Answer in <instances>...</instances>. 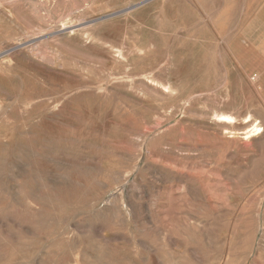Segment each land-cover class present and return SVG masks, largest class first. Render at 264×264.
<instances>
[{
    "label": "rangeland",
    "instance_id": "rangeland-1",
    "mask_svg": "<svg viewBox=\"0 0 264 264\" xmlns=\"http://www.w3.org/2000/svg\"><path fill=\"white\" fill-rule=\"evenodd\" d=\"M0 264H264V0H0Z\"/></svg>",
    "mask_w": 264,
    "mask_h": 264
},
{
    "label": "bare ground",
    "instance_id": "bare-ground-1",
    "mask_svg": "<svg viewBox=\"0 0 264 264\" xmlns=\"http://www.w3.org/2000/svg\"><path fill=\"white\" fill-rule=\"evenodd\" d=\"M205 117V116H204ZM223 119H226V120H228V119H230L229 117H223ZM225 120V121H226ZM221 121H222V119H221ZM249 121V120H248ZM262 130V129H261ZM260 130H259V127L257 126V125H254V126H252L251 127V129L246 133L247 135H253V134H256V133H258ZM249 137V136H248ZM262 140V139H261ZM246 147V146H245ZM252 173H253V171H252ZM208 193H209V191H208ZM211 194V193H210ZM208 196H209V194H208ZM211 196V195H210ZM213 199V198H212ZM238 212V211H237Z\"/></svg>",
    "mask_w": 264,
    "mask_h": 264
}]
</instances>
